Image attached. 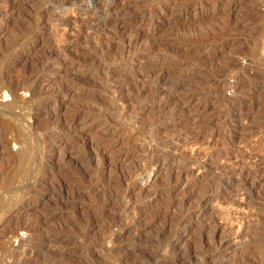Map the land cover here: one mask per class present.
<instances>
[{"label": "rangeland", "instance_id": "374dc122", "mask_svg": "<svg viewBox=\"0 0 264 264\" xmlns=\"http://www.w3.org/2000/svg\"><path fill=\"white\" fill-rule=\"evenodd\" d=\"M263 121L264 0H0V264H264Z\"/></svg>", "mask_w": 264, "mask_h": 264}, {"label": "bare ground", "instance_id": "6f19581e", "mask_svg": "<svg viewBox=\"0 0 264 264\" xmlns=\"http://www.w3.org/2000/svg\"><path fill=\"white\" fill-rule=\"evenodd\" d=\"M67 2L69 1V0H66ZM191 3V2H190ZM234 5H236L235 3H234ZM233 5V6H234ZM194 6H195V4H194ZM14 7V6H13ZM105 10L107 11V12H110V13H112L113 15H114V18L116 19L115 20V22H114V26L112 27L113 28V30H111L110 31V36H108L106 39H104V40H100L99 39V41L97 42L98 43V45L99 46H101V48H104V47H106L107 45H110L113 41H116V38L117 37H119V38H121L122 39V42H123V44H124V47H125V49H123V53H124V55H125V58L126 59H128V60H131V62H133L134 61V59H135V53L133 54V50L131 51V49H130V47H131V44L134 42V40L136 39V36H134L133 34H131L130 32H129V28H128V22L129 21H135V20H137V19H142L143 18V14L142 15H139L138 13H134V12H129L130 14H129V16H127L126 18H121L120 17V13H123V12H125L126 10H127V6L126 5H118V4H116V2H114V3H112V4H108L107 5V7L105 8ZM233 10V9H232ZM130 11V10H129ZM103 12H104V10H103ZM102 12V13H103ZM82 14V13H81ZM106 15V14H105ZM140 17H142V18H140ZM84 18V17H83ZM113 18V17H112ZM89 19V18H88ZM236 19H237V21H236ZM244 20V17L243 16H238V17H236L235 18V22H242ZM88 22V21H87ZM93 22V21H92ZM144 23V22H143ZM112 25H113V22H112ZM87 28H90V25H87V23L85 24V22H83V24H82V27L80 28V29H78L79 31L77 32V34H75V36L76 37H79V36H82L83 35V33H84V31H85V29L87 30ZM75 29V28H74ZM110 29V28H109ZM108 32H109V30H108ZM110 66V65H109ZM67 68V67H66ZM164 70V69H163ZM108 71H109V73H110V75H111V72L113 71L110 67H109V69H108ZM167 72V71H166ZM156 77V76H155ZM161 79V78H160ZM164 81V80H163ZM162 84V83H161ZM160 84V85H161ZM165 85V84H164ZM163 84H162V86H164ZM144 86V85H143ZM149 88V87H148ZM168 96H170L169 94H166V93H164V92H162V91H157V94H156V97L152 100V101H145L141 106H143V109H145V108H147V109H149L150 111H151V113H152V117H153V120H155V119H158L162 114L161 113H163L166 109H167V107L170 105V103H171V99H173V97L172 98H170V97H168ZM175 97V96H174ZM176 98V97H175ZM189 98V97H188ZM189 100L190 99H188V100H186L185 101V103L186 102H189ZM252 106V105H251ZM183 109H184V107L183 106H181V107H179V108H173V109H171V114L173 115V114H180L182 111H183ZM196 109V108H195ZM185 110V109H184ZM170 114V113H169ZM170 114V115H171ZM242 115V114H241ZM240 116V115H239ZM234 117H236V116H234ZM243 117V116H242ZM160 119V118H159ZM223 119V118H222ZM229 120V119H228ZM219 122V121H218ZM264 122V121H263ZM224 123V122H223ZM228 123V122H227ZM231 123V122H230ZM220 124H221V122H220ZM210 125V124H209ZM225 125V124H224ZM230 125V124H229ZM226 126V125H225ZM263 126V125H262ZM260 132H262V130H260ZM263 133H264V130H263ZM263 133H261V134H263ZM155 136V135H154ZM155 139H157V141L158 140H163V137H159V136H155L154 137ZM246 138V137H245ZM165 140V139H164ZM249 140L251 141L252 139H251V137L249 138ZM262 140V139H261ZM254 141H252V143H253ZM257 142V141H256ZM97 143V142H96ZM246 144V143H245ZM255 144V143H254ZM263 144V143H262ZM259 145V146H261V148H263V145ZM99 149V147H98V144L97 145H95V150H98ZM246 153H247V158L248 157H250V154L252 155V156H254V155H256V154H258V152L257 151H245ZM264 152V151H263ZM243 153V152H242ZM212 154V153H211ZM210 154V155H211ZM191 156V155H190ZM186 157L185 158V162L184 163H186L188 166H186L187 168H186V170H184L183 169V171H187V169L188 168H191L190 166L195 162H193V160H192V158L191 157ZM214 155H212V157H213ZM194 157V156H193ZM229 157H230V155L229 154H227V153H223V152H216L215 153V157H213V158H215V161L214 162H218L219 163V166H221V167H224V169H226L225 168V164H224V160L223 159H227V160H229ZM239 159L240 160H242V159H244V157H246L245 155H244V153H243V155L240 153L239 154ZM258 157V156H257ZM213 158H212V160H213ZM264 159V157H260V158H258V160H260V161H256L255 162V164H253V163H249L250 164V168L248 169V170H244V169H240L239 170V172H237V175H236V178H237V176H238V179L240 180V182H241V184H242V186H243V188L244 189H250V187L252 186V185H254V186H256V184H258V182H259V180H260V173L259 172H257L258 171V167L259 166H261V163H262V160ZM159 160V159H158ZM155 163H158V161L156 160V162ZM203 163V162H202ZM236 165H234V167H235ZM200 167V166H199ZM210 167H212V166H210ZM184 168H185V166H184ZM209 168V167H208ZM218 168V167H217ZM236 168V167H235ZM228 170V169H227ZM132 171V170H131ZM182 171V172H183ZM226 171V170H225ZM223 172V171H222ZM231 173H233V172H231ZM224 174V173H223ZM264 174V173H263ZM185 175V174H184ZM232 175L233 174H230L229 175V173H228V175H225V176H219V177H217L216 178V181L214 182V183H209L208 185H207V187H206V189H205V192H207L208 190H212V191H214L215 190V187L218 185V183L220 184V182L221 181H224L225 179H227V180H231V178H232ZM180 176V174L178 173V175L176 176V179L178 178ZM184 178V177H183ZM233 179V178H232ZM237 181V180H236ZM177 182V181H176ZM178 184V183H177ZM225 184V183H224ZM214 189V190H213ZM244 189L242 190V192L244 191ZM252 190V189H251ZM246 191V190H245ZM245 191H244V193H245ZM248 192V191H247ZM252 192V191H251ZM240 193V192H239ZM239 193H237V194H239ZM13 194V193H12ZM124 194V193H123ZM241 194V193H240ZM243 194V193H242ZM207 196L205 197V199H208L211 195H208V194H206ZM244 195V194H243ZM242 197V198H241ZM240 197V199L241 200H243V196H241ZM169 208H170V206H169ZM171 212V211H170ZM162 215V214H161ZM178 224V223H177ZM184 226V225H183ZM208 227V226H207ZM200 229V228H199ZM209 230V229H208ZM213 230H214V228H213ZM205 231V230H204ZM203 237V236H202ZM214 240H216V239H213V241Z\"/></svg>", "mask_w": 264, "mask_h": 264}]
</instances>
